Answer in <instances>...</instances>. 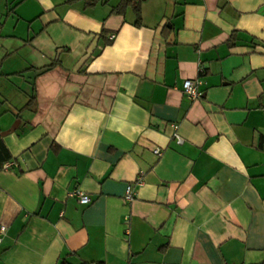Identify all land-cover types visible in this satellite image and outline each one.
<instances>
[{
    "label": "crops",
    "instance_id": "1",
    "mask_svg": "<svg viewBox=\"0 0 264 264\" xmlns=\"http://www.w3.org/2000/svg\"><path fill=\"white\" fill-rule=\"evenodd\" d=\"M85 1L0 0V264H264V0Z\"/></svg>",
    "mask_w": 264,
    "mask_h": 264
},
{
    "label": "built area",
    "instance_id": "2",
    "mask_svg": "<svg viewBox=\"0 0 264 264\" xmlns=\"http://www.w3.org/2000/svg\"><path fill=\"white\" fill-rule=\"evenodd\" d=\"M197 83L198 81H193L190 79H186L183 81V85H182V92L184 93V95L186 96V98H188L189 100H193L196 99L200 96V92H198L197 90ZM173 127L175 128L176 126L173 125ZM177 140L180 141L179 137L176 136ZM154 152L156 154H160V150L159 149H155ZM3 167L6 168L8 167L7 163L3 164ZM142 181L141 175L138 176V179L136 180V182L134 184H139ZM134 184H130L126 187L125 190V194H124V199L126 201H132L133 199V195H134ZM71 195H76L80 201V203L82 204H87L89 202V199L87 198V196H85L83 194V192H81L80 190H75L74 192L70 193ZM5 230V226L1 225L0 226V241H1V237L4 233Z\"/></svg>",
    "mask_w": 264,
    "mask_h": 264
},
{
    "label": "trees",
    "instance_id": "3",
    "mask_svg": "<svg viewBox=\"0 0 264 264\" xmlns=\"http://www.w3.org/2000/svg\"><path fill=\"white\" fill-rule=\"evenodd\" d=\"M98 1H100L101 3L106 2V0H86L85 4L89 6H93ZM140 2L141 0H119V3L114 7H112L111 12L123 13L124 9L130 7L135 16L134 24L140 25L141 22ZM10 159H11V155L2 141L1 131H0V168H2L3 164L8 162ZM59 264H66V263L64 260H62Z\"/></svg>",
    "mask_w": 264,
    "mask_h": 264
},
{
    "label": "water",
    "instance_id": "4",
    "mask_svg": "<svg viewBox=\"0 0 264 264\" xmlns=\"http://www.w3.org/2000/svg\"><path fill=\"white\" fill-rule=\"evenodd\" d=\"M16 123H18V120H17V122H16ZM12 128H16V124H15V125H13V126H12Z\"/></svg>",
    "mask_w": 264,
    "mask_h": 264
}]
</instances>
